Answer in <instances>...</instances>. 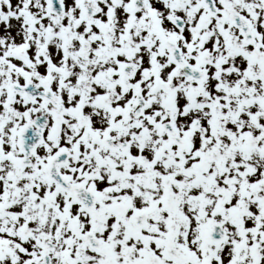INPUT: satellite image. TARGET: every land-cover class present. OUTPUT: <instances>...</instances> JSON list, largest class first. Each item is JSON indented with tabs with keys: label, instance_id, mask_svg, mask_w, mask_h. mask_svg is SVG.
Wrapping results in <instances>:
<instances>
[{
	"label": "snow or ice",
	"instance_id": "snow-or-ice-1",
	"mask_svg": "<svg viewBox=\"0 0 264 264\" xmlns=\"http://www.w3.org/2000/svg\"><path fill=\"white\" fill-rule=\"evenodd\" d=\"M0 264H264V0H0Z\"/></svg>",
	"mask_w": 264,
	"mask_h": 264
}]
</instances>
